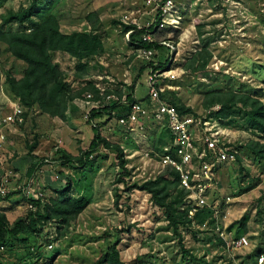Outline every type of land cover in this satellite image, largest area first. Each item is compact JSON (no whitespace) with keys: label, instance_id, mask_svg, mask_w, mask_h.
Segmentation results:
<instances>
[{"label":"rangeland","instance_id":"1","mask_svg":"<svg viewBox=\"0 0 264 264\" xmlns=\"http://www.w3.org/2000/svg\"><path fill=\"white\" fill-rule=\"evenodd\" d=\"M31 1L8 0L1 5L0 32L27 28L29 22L23 27L17 23L2 27L1 20L9 12L27 8ZM37 2L43 17H34V22L55 16L63 34L100 36L103 51L81 62L55 53L53 61L73 93L82 92L69 103L65 120L43 114L37 107H22L23 122L5 124L2 120L14 101L6 76L19 80L26 65L0 42V187L5 191L4 196L0 194V213L10 225L29 214H41L66 187L69 197L87 203L66 224L49 220L39 232L7 236L0 246V264H95L112 246L124 264H255L259 254H264V158L247 146L252 142L264 146V136L249 130L245 117L211 120L221 141L236 150L239 161L219 165L207 188V202L217 214L203 209V220L195 217L194 224H179L175 231L165 209L140 189L166 173L158 156L160 142L169 140L167 132L149 117L142 119V130L125 131L116 116L102 108L100 117L91 121L89 115L84 117L82 98L92 93L93 83H99L115 96L132 93L147 109L148 75L153 67L162 66L153 71L163 73L157 77L162 100L178 101L202 120L218 108L205 103L211 91L244 93L264 104V0H175L172 18L150 34L160 45L151 60L138 56L123 32V26L132 22L138 28L155 22L158 9L145 0ZM78 65L85 68L77 69ZM123 110H117V115ZM92 127L119 146L124 169L117 153L103 146L84 165L61 159L60 150L72 156L88 151ZM177 189L168 192L165 202L182 190ZM184 194L178 210L187 215ZM220 232L228 240L246 236L250 244L241 250L228 249Z\"/></svg>","mask_w":264,"mask_h":264},{"label":"trees","instance_id":"2","mask_svg":"<svg viewBox=\"0 0 264 264\" xmlns=\"http://www.w3.org/2000/svg\"><path fill=\"white\" fill-rule=\"evenodd\" d=\"M7 1L0 0V6ZM160 14L158 11L155 22L149 28H137L132 25L123 26L124 33L131 31L128 40L130 46L135 49H158L159 44L155 41L147 42L143 40V36L151 34L161 24ZM34 17H43V11L39 7L37 0H32L30 5L20 12H9L7 16L2 17V27L10 23H17L20 27H23L25 22H29L28 27L20 31L0 32V42L7 46L8 52L14 58L26 65L23 76L19 80L10 75L6 76V86L11 94V99L17 101L21 107L27 110L37 107L43 114L65 120L69 103L78 98L82 92L73 93L71 86L65 81L64 73L54 63V55L56 52L68 54L81 62L103 51L102 40L97 34L61 33L55 16L49 15L45 20L39 22H34L32 20ZM151 66L153 67V65ZM84 68V65L77 66V69ZM158 68H162V66L153 67V71ZM262 83L264 85V78ZM91 91L94 95H97L94 87ZM127 100L129 102H138L132 97V93L127 95ZM167 102L174 106L181 115H193L190 108L184 107L178 101ZM205 103L207 107H218L208 115V118L223 122L231 117L242 115L247 119L249 130L264 136V104L258 98L232 91H211L207 93ZM115 109L116 106L112 105L105 106L101 110L111 113ZM101 110H91L89 120L92 121L100 117ZM92 131L93 138L87 152H84L82 156H72L66 151L60 150L61 159L65 163L84 165L85 161H88L89 157L99 147L103 146L104 148L113 149L117 153L119 166L124 169L126 162L119 146L111 144L105 138H102L97 128L92 127ZM166 143L160 142L162 144L161 147ZM35 147V145L31 146L30 150L33 151ZM247 147L255 155L264 158L263 145L252 142V146ZM237 161H239L238 157ZM28 171L31 174L33 169L30 168ZM177 188L178 175L171 169H166V173L159 176L156 180L148 181L140 186L141 190L151 194L155 204L165 209L167 220L175 231L179 224L190 222L186 218V211L181 210L179 212L178 210L183 205L182 200L183 195H185L183 190L176 192V196L170 202H165L168 198V192ZM68 191L69 187L59 191V199L53 200L51 206H44L41 214H29L27 219H19L12 225L6 220L5 214L0 213V246H4L7 236H17L25 234L27 231L31 233L39 232L43 227V222L55 220L60 224H66L75 218L86 206L87 202L83 198L74 199L69 197ZM32 204L39 206L38 201H32ZM205 212L210 213L208 209ZM202 213L197 214L196 218L202 219ZM95 264L124 263L120 260L115 246H112Z\"/></svg>","mask_w":264,"mask_h":264},{"label":"built area","instance_id":"3","mask_svg":"<svg viewBox=\"0 0 264 264\" xmlns=\"http://www.w3.org/2000/svg\"><path fill=\"white\" fill-rule=\"evenodd\" d=\"M145 1L148 5L158 9L163 24L172 18L175 0ZM124 23L127 22L124 21ZM130 25L135 26L136 23L132 22ZM130 33L131 31L125 33L127 41ZM143 40L154 41L150 34L143 36ZM162 44L170 47L165 42ZM136 53L145 60H151L155 56L154 49L139 48ZM162 75L163 73L153 71H150L148 75L146 85L149 104L147 109L140 102H129L127 96L124 95L109 94L99 83H93L97 95L87 92L83 96L82 103L86 109L84 117L88 118L91 110L115 105L116 109L111 111L110 115L116 116L118 126L125 131L133 132L138 127L142 130V119L146 117L152 118L154 122L163 127L169 135V140L160 148L159 163L163 169H171L178 175V187L187 193L185 199L187 219L194 224V218L203 209L213 210L214 214H217L215 207L207 202V188L210 187L216 168L225 163L235 162L238 153L221 141L220 132L214 129L215 119L202 120L191 114L181 115L174 106L162 100L163 90L157 86V77ZM117 110H123V113L117 115ZM23 120V109L20 104L17 101L10 102V113L2 121L5 124H21ZM2 139L1 135L0 141ZM143 156L148 157V153H144ZM0 194L5 195L1 187ZM217 231L219 232L218 226ZM220 237L231 250L245 249L250 244L246 236L228 240L225 233L220 232ZM255 264H264V254L258 256Z\"/></svg>","mask_w":264,"mask_h":264},{"label":"crops","instance_id":"4","mask_svg":"<svg viewBox=\"0 0 264 264\" xmlns=\"http://www.w3.org/2000/svg\"><path fill=\"white\" fill-rule=\"evenodd\" d=\"M60 52H56V54H59ZM83 104V103H82ZM68 111H69V107H68ZM68 111H67V113H68Z\"/></svg>","mask_w":264,"mask_h":264}]
</instances>
